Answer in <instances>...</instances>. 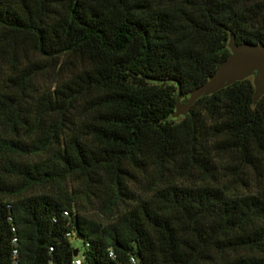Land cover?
I'll return each mask as SVG.
<instances>
[{
	"label": "trees",
	"instance_id": "trees-1",
	"mask_svg": "<svg viewBox=\"0 0 264 264\" xmlns=\"http://www.w3.org/2000/svg\"><path fill=\"white\" fill-rule=\"evenodd\" d=\"M232 35L264 0H0V264H264V95L176 117Z\"/></svg>",
	"mask_w": 264,
	"mask_h": 264
},
{
	"label": "water",
	"instance_id": "water-1",
	"mask_svg": "<svg viewBox=\"0 0 264 264\" xmlns=\"http://www.w3.org/2000/svg\"><path fill=\"white\" fill-rule=\"evenodd\" d=\"M229 48L231 55L220 64L217 73L205 85L194 90L184 104L181 102L180 92L176 117L188 114L200 97L216 93L247 78H253L255 83L254 101L257 102L264 95V45L253 43L238 45L232 35ZM74 256H78V251H75Z\"/></svg>",
	"mask_w": 264,
	"mask_h": 264
},
{
	"label": "built area",
	"instance_id": "built-area-1",
	"mask_svg": "<svg viewBox=\"0 0 264 264\" xmlns=\"http://www.w3.org/2000/svg\"><path fill=\"white\" fill-rule=\"evenodd\" d=\"M14 243H17V239H14ZM82 248H83V251H84V250L90 248V244L87 243ZM17 255H18V250H15L14 251L15 258L17 257ZM109 257L111 259H115L116 256H115V253H114L113 249H110ZM130 263L131 264H139V261L135 257H132L131 260H130ZM14 264H18L17 260H14ZM75 264H84L83 263V256H81V254H78V256L76 257Z\"/></svg>",
	"mask_w": 264,
	"mask_h": 264
},
{
	"label": "rangeland",
	"instance_id": "rangeland-1",
	"mask_svg": "<svg viewBox=\"0 0 264 264\" xmlns=\"http://www.w3.org/2000/svg\"><path fill=\"white\" fill-rule=\"evenodd\" d=\"M75 245H76L77 247H82V244H81L80 242H76Z\"/></svg>",
	"mask_w": 264,
	"mask_h": 264
}]
</instances>
